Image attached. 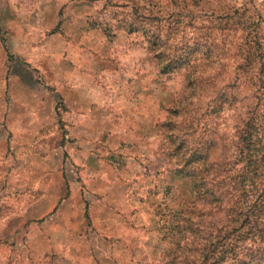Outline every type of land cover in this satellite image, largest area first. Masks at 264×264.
I'll return each mask as SVG.
<instances>
[{"label": "rangeland", "instance_id": "rangeland-1", "mask_svg": "<svg viewBox=\"0 0 264 264\" xmlns=\"http://www.w3.org/2000/svg\"><path fill=\"white\" fill-rule=\"evenodd\" d=\"M10 1L45 7L67 49L27 106L46 125L0 148V264H214L182 175L237 171L231 109L264 53V0Z\"/></svg>", "mask_w": 264, "mask_h": 264}, {"label": "trees", "instance_id": "trees-1", "mask_svg": "<svg viewBox=\"0 0 264 264\" xmlns=\"http://www.w3.org/2000/svg\"><path fill=\"white\" fill-rule=\"evenodd\" d=\"M249 54L239 68L246 66ZM257 56L251 59L255 61L253 76L243 80L250 85V94L230 108L237 171L226 175L227 161L220 164V160L206 158L201 166L183 170L182 176L189 179L210 216L205 224L197 222L204 225L197 244L201 261L264 264V53ZM176 232L182 231L178 228ZM217 244H221L217 253L209 251Z\"/></svg>", "mask_w": 264, "mask_h": 264}, {"label": "crops", "instance_id": "crops-1", "mask_svg": "<svg viewBox=\"0 0 264 264\" xmlns=\"http://www.w3.org/2000/svg\"><path fill=\"white\" fill-rule=\"evenodd\" d=\"M44 9H22L10 0H0V148L9 139V130L15 144L28 145L35 131L46 125L42 124L41 112L36 111L39 118L34 117L27 106L45 89L39 80L43 73L51 72L50 65L56 62L57 70L58 64L63 66L64 59L59 62L57 52L61 50L64 57L67 47L64 41L61 46L57 44L60 34L56 30H47L50 24ZM18 105L24 110L16 119Z\"/></svg>", "mask_w": 264, "mask_h": 264}]
</instances>
